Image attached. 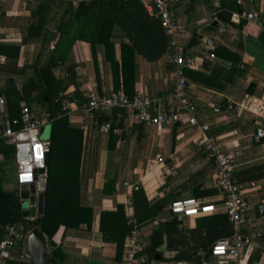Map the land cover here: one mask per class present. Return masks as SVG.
<instances>
[{"label":"crops","instance_id":"0c3cea01","mask_svg":"<svg viewBox=\"0 0 264 264\" xmlns=\"http://www.w3.org/2000/svg\"><path fill=\"white\" fill-rule=\"evenodd\" d=\"M95 1L99 0H0V45L19 47L17 58L0 55V92L9 82L30 84L36 89L32 96L48 87L57 92L55 99L62 100L57 118L66 117L68 126L80 132V145L77 141L72 146L77 157L70 161V157L66 161L60 158L63 162L58 157L54 162L53 199L61 203L52 206L58 223L51 238L56 260L60 264H126V243L133 238L136 249L130 264H264V221L256 220L254 211L243 229L247 243L239 259L222 261L210 256L211 245L229 237L231 228L220 208L215 166L194 145L190 125L176 123L157 132L152 125L137 124L126 108H115L108 121L96 119L95 123L93 116L79 108L88 91L98 95L122 92L128 98L143 92L153 100L152 113L168 112L174 105L175 66L168 45L159 57L150 59L158 54L160 43H155L156 32L153 34L151 16L142 0L143 18L136 17L129 0H122L128 6L107 22L109 34L94 43L97 35H93L90 43L84 36L94 21L91 3ZM242 3L175 0L172 11L186 27L180 38L186 60V96L199 121L209 125V134L232 159L233 175L246 198L261 204L264 138L256 140L254 135L264 122V45L258 43L264 33V0ZM85 7L90 15H82ZM250 10L257 13L254 22L243 17ZM233 14L239 17L234 19ZM221 27L224 31L218 33ZM214 36L215 49L205 50L202 39ZM67 105L70 108L63 110ZM31 107L48 112L37 103ZM6 114L19 119V115ZM3 120L0 113V126ZM52 122L48 137H40L50 143ZM103 123L109 124L113 140L110 132L100 130ZM13 155L14 151L9 161L15 172ZM5 182L4 178L3 190L18 198L25 217L39 213V198L31 190L19 189L15 174L11 187ZM27 193L30 202L25 210ZM176 199L213 204L216 212L178 219L169 211ZM63 201L69 202L70 212L62 208ZM149 215L153 217L143 222ZM129 228L118 247L115 234ZM4 233L2 230L0 241ZM155 234H161V244ZM151 246L155 250L148 251ZM182 253L187 255L182 258ZM0 264H30L26 244L18 243L0 254Z\"/></svg>","mask_w":264,"mask_h":264},{"label":"built area","instance_id":"2783aa9c","mask_svg":"<svg viewBox=\"0 0 264 264\" xmlns=\"http://www.w3.org/2000/svg\"><path fill=\"white\" fill-rule=\"evenodd\" d=\"M33 2L37 0H24ZM73 1V0H67ZM175 0H142V5L151 17L156 18L165 35L168 38V52L171 62L175 66V85L172 92L174 105L168 112L156 110L149 111L153 100L143 92H137L132 98H128L122 92L109 91L98 95L88 91L82 95V102L79 108L86 114H90L98 120L99 115L109 116L115 108H126L133 113L137 124H148L154 126L157 132L163 131L166 127L185 123L192 127L195 137L196 148L212 160L215 166V187L219 191L220 208L227 216L231 234L229 237L216 241L210 247V256L218 260H238L242 250L247 243L243 229L250 223V213L254 211L256 220L264 221V203L254 204L250 202L241 186L236 182L233 175V161L229 155L217 144L216 139L209 134V125L200 122L197 118L196 109L186 96L187 79L183 72L185 65L184 47L180 38L185 34L186 27L178 22L172 11V3ZM237 5H242V0H235ZM232 17L237 19L238 14ZM244 19L254 22L257 13L253 10L243 14ZM224 29L218 28L217 32L222 33ZM216 37L202 39V46L205 50L213 52L215 49ZM209 56L214 58L213 53ZM17 84L16 88L21 89ZM67 105L63 110L69 109ZM247 109V106H242ZM231 110L232 106H228ZM19 119L10 120L6 114L4 98L0 97V113L4 117L0 126V141L11 146L14 151L13 160L15 166V182L19 188L31 190L33 195L39 198L46 191L48 166L46 155L49 154L51 143L49 140L40 138V129L51 123L52 118L47 111L31 107L24 100L19 102ZM97 119V120H96ZM102 132H110V126L103 123L99 126ZM256 140L264 138V122L258 124L255 135ZM36 208V207H35ZM172 217L178 219L196 218L216 212L213 204H207L196 199H176L169 205ZM39 216L38 211L27 220L33 221ZM4 238L0 242V254H3L18 243L26 244L28 230L25 231L18 225L12 224L4 227ZM133 238L126 243L124 262L130 264L133 261L134 250Z\"/></svg>","mask_w":264,"mask_h":264},{"label":"trees","instance_id":"16d2710c","mask_svg":"<svg viewBox=\"0 0 264 264\" xmlns=\"http://www.w3.org/2000/svg\"><path fill=\"white\" fill-rule=\"evenodd\" d=\"M122 0H99L92 2L91 5L94 10V21H92V25L86 30L87 34L84 36L86 41H91L92 43V36L97 35V38L94 37L93 43L96 40L101 41L102 38L106 37L109 34V30L105 29L107 26V22L110 20L113 21V16L118 14L120 11H125L128 3L123 2ZM129 4L131 7L136 9V17H144L145 15L141 12L139 6V0H129ZM132 8V9H133ZM134 10V9H133ZM82 15H90L89 10L87 7L82 11ZM151 28L154 29L156 32L155 36V43L159 41L160 47L158 54L152 56L150 59H155L159 57L167 48L168 45V38L165 35L159 21L155 18H149ZM229 20V18L227 19ZM135 32V29H133ZM144 33V31H141ZM152 33V32H151ZM159 38V39H158ZM106 46L110 47L109 44L106 42ZM19 51L18 46L13 45H0V55L4 54L6 57H13L17 58ZM62 63V59L58 60L57 63ZM36 89L33 88L30 84H23L21 89H17L15 83L9 82L6 88L0 92V97L4 98V104L6 113H10V117H17L20 115L19 110V102L20 100H24L28 105L32 103H37L43 107H47L48 113L52 118V125H51V147H50V161H49V172L47 176V187L44 193V209L43 214L38 216L35 220L29 221L26 218L28 216H24V211L21 209V202H19L18 198L14 196L13 193L7 192L3 190L2 183L4 181V168L2 167L5 165L13 153V148L11 146L5 145L3 142L0 141V154L3 155L5 162L0 163V233L2 230L4 231V227L7 225H18L23 228L25 231H30L34 227H38L41 229L46 236L47 239V246L49 249V254L52 258L56 260L57 252L56 248H54L51 243V238L53 234L56 232V227L58 223L56 222V216L52 211V206L59 207L60 202L54 200L53 198V190H52V181L55 177V164L56 158L59 157V161L63 162L60 158L66 161L69 157V161L77 157V149L72 147L75 142L78 141V145H80V132L77 129L70 128L68 126V120L66 117L57 118L58 114H60L61 109V99H55L54 94L57 92H53V90L49 89L48 87H42L39 89V94L37 96H32V92ZM47 97V99H45ZM132 98V97H131ZM7 106V107H6ZM8 109V110H7ZM98 120L106 121L110 118V116L99 115L97 116ZM10 120H13L9 118ZM108 121V120H107ZM112 126V125H111ZM110 137L113 140L112 130L110 131ZM79 139V140H78ZM62 152V153H61ZM65 206V211L70 212L69 209V202L63 201L62 208ZM152 210V209H151ZM30 214V213H29ZM28 214V215H29ZM30 215H33L30 214ZM153 215H149L147 218L143 220L147 221ZM25 223L30 224L32 223L33 226L27 227L24 225ZM130 228L126 230L124 233L117 232L116 239L118 247H122L124 236L130 233ZM5 235V233H4ZM112 235V234H110ZM4 238V237H3ZM2 238V239H3ZM155 238L159 241V244L162 242L161 234H155ZM1 239V240H2ZM1 242V241H0ZM155 250L154 247H149L148 251ZM57 261V260H56ZM58 262V261H57ZM59 263V262H58ZM60 264V263H59Z\"/></svg>","mask_w":264,"mask_h":264},{"label":"water","instance_id":"95a60500","mask_svg":"<svg viewBox=\"0 0 264 264\" xmlns=\"http://www.w3.org/2000/svg\"><path fill=\"white\" fill-rule=\"evenodd\" d=\"M258 43L264 45V33L258 38ZM49 163V154L46 155V165ZM43 196H39V214L43 212ZM186 253H182L181 257L186 256ZM26 258L30 264H59L49 254L47 246V239L43 231L38 227H34L27 233L26 237Z\"/></svg>","mask_w":264,"mask_h":264},{"label":"rangeland","instance_id":"374dc122","mask_svg":"<svg viewBox=\"0 0 264 264\" xmlns=\"http://www.w3.org/2000/svg\"><path fill=\"white\" fill-rule=\"evenodd\" d=\"M49 134H50V126L48 124H46L40 129V137L41 138H45V137H48ZM7 163H6L5 167H4V178L6 179V182H5L6 184L4 183V185H6L7 187H11V185L14 184V174H15V172H14V169H13L12 162L9 161V163L8 164ZM27 196H28V193L25 195L26 198H24V200H23V204L28 206L27 209H25L23 207V209H25V210L29 209V202H30L29 199L30 198L27 197ZM33 196H35V195H33ZM24 225L26 226V228L33 226L32 223H30V224L25 223Z\"/></svg>","mask_w":264,"mask_h":264}]
</instances>
